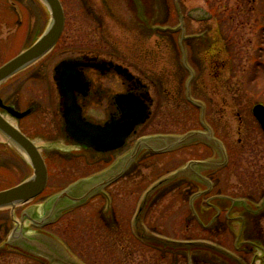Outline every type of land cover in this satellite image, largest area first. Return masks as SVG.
Returning a JSON list of instances; mask_svg holds the SVG:
<instances>
[{
	"label": "rangeland",
	"instance_id": "rangeland-1",
	"mask_svg": "<svg viewBox=\"0 0 264 264\" xmlns=\"http://www.w3.org/2000/svg\"><path fill=\"white\" fill-rule=\"evenodd\" d=\"M60 1L67 23L61 39L47 59L14 75L4 85L17 77L25 78L32 67L42 66L50 73L54 62L62 57L82 49L96 50L129 61L132 72L150 80L153 109L158 116L139 127L138 134L132 135L122 149L110 154L91 153L53 128L58 114L53 81H19L21 94L42 104L38 115L44 125L27 132L39 145L49 173L47 187L29 204L42 207L43 199L72 181L109 166L130 150L141 134H182L200 128L199 106L183 95L185 78H192L194 69L193 97L208 101L204 120L212 125L214 135L223 139L228 153L223 191L246 201L251 210L244 211L243 229H224V214L214 226L203 229L187 203L189 182L181 178L157 189L142 207V191L160 175L188 159L211 153L206 149L201 154L203 145H186L163 155L142 150L136 165L107 185L105 193H94L52 225L35 227L25 213L23 222L28 231L62 243L82 264H146L154 251H146L133 239L132 224L141 228L144 224L148 230L142 231L154 239L162 234L199 240L170 253L173 264H264V133L252 114L255 104H264V0ZM196 9L208 11L212 18L198 17L197 21L192 17ZM49 19L43 0H0V65L34 41ZM46 118L53 121L49 128ZM20 158L19 171L11 176L5 173L0 189L32 174L25 155L21 153ZM214 204L224 209L228 203L218 198ZM200 205L198 214L206 222L215 209ZM23 207L14 213L11 207L0 208V244L7 240L14 224L21 222ZM237 211L240 207L234 209ZM239 232L241 243H235ZM3 257L0 261L5 264H27L13 255L6 258L7 262Z\"/></svg>",
	"mask_w": 264,
	"mask_h": 264
},
{
	"label": "water",
	"instance_id": "water-1",
	"mask_svg": "<svg viewBox=\"0 0 264 264\" xmlns=\"http://www.w3.org/2000/svg\"><path fill=\"white\" fill-rule=\"evenodd\" d=\"M43 1L50 12V20L47 27L30 46L0 66V82L42 57L58 40L64 25V12L61 2L60 0ZM59 79L58 88L62 96L67 132L70 138L80 145L97 151L115 150L124 144L134 127L143 123L148 117L146 103L137 97H128L123 99L121 103L124 113L122 119L107 123L105 126L88 122L82 117L81 108L77 104L74 94V91L80 88L84 78L77 74L70 65H65L61 68ZM26 113L15 112L18 117ZM253 114L264 131V105L256 104L253 107ZM0 130L20 147L33 168L31 176L10 188L0 190V208L10 206L13 209L17 204L28 202L43 191L47 184L48 172L37 146L17 128L9 124L1 115ZM196 134L198 133L188 132L183 136L171 138L169 142H165L166 146L164 149L186 143ZM149 141V138L138 140L134 148L108 170L89 178L78 180L49 198L42 206L43 214L41 216L34 217L32 215V207L25 210L21 217V222L12 229L6 242L20 246L30 253L49 260L53 264H80L53 238L42 233H27L23 227L24 214L27 213L28 218L38 226L52 222L62 210L82 203L90 195L100 191L103 186L119 177L135 159L140 149L150 146ZM180 172L155 183L145 193L142 205L154 189L171 180ZM142 230V228L137 226L138 234L146 240H154L175 247L192 245L189 242H174L162 238L154 239Z\"/></svg>",
	"mask_w": 264,
	"mask_h": 264
},
{
	"label": "flooded vegetation",
	"instance_id": "flooded-vegetation-1",
	"mask_svg": "<svg viewBox=\"0 0 264 264\" xmlns=\"http://www.w3.org/2000/svg\"><path fill=\"white\" fill-rule=\"evenodd\" d=\"M66 24L67 23L65 18L64 29ZM64 29L62 34L64 33ZM52 49L38 61L17 72L16 74L28 70L31 66L44 59L46 56L47 57L45 59H47L50 52H52ZM216 53L217 52H214L211 55H215ZM192 58L195 60L194 56ZM65 65H70L77 74L84 78V81H82L80 88L78 90H75L74 94L76 97V102L81 108L82 116L86 120L95 124H99L100 126H105V124L107 123H111L117 119H122L124 117V113L121 103L123 102V99L128 97H137L146 102V104L148 105L149 113V117L146 122L151 120V118H155V116H158L157 112H154L153 109L154 102L152 100V95L149 89L150 83L148 82L150 80L144 79L140 75L138 76L137 73L132 72L133 65L129 61H125L123 58L116 55H102L99 51L91 49L78 50L77 54L73 56H65L55 61L53 66L51 67L50 73H48L47 68H43L42 66L36 67L35 70L34 67H32L28 75H26L23 79L21 77H17L4 85L3 82H6V80H9L14 75H16L14 74L13 76L2 81L0 83V115L9 124L21 130L28 137H31L28 132L32 133L33 130L36 129L37 125H44V122L39 118L40 116L38 115L42 104L31 96L27 98L24 97L20 91V86L22 84H20L19 81H27L30 79H35L37 81H53L54 89L57 93L56 108L58 112V114H55V125H53V128L63 135L67 136V125L62 112V98L58 89L61 68ZM143 96H145V98ZM204 101L208 103L207 100ZM49 102L50 106L53 107L54 104H52L50 95ZM15 112L27 113L21 117H18ZM205 114L207 115L206 110ZM47 121L49 120L47 119ZM207 123L210 125L212 129V131L210 130V132L213 134L214 130L212 128V125L209 122ZM52 124L53 121H49L46 123V126L49 128V126H51ZM142 125L137 126L132 135L138 134V129ZM195 130L207 133V129H205L204 126H201L200 128ZM162 134L171 135L174 133L163 132ZM142 135L146 134H141V136ZM67 139L70 138L67 137ZM188 145L190 148L194 146L199 147V145L205 146V148L200 151L201 154L204 151L211 150L210 154H207L203 157L191 158V160H215V163L217 164V166L215 167H212L211 165H198L197 163L192 164L190 176L180 177L181 180L189 182L188 188H190V191L188 194L192 195L193 193L201 192L202 194L199 198L204 197L202 205L205 206H210L211 203H213V199L210 200V198H224V201H227L228 203L224 208V229L231 230L236 228V226H238L239 228L242 226L244 227L245 209L243 203L239 201L241 198L232 196V198L230 199V195L226 194V191H223V188L224 190L226 189L223 182L224 171L225 169L227 170L229 164L224 165V160L221 157L220 151L215 146L210 145L209 142H206L202 139H195L192 142L188 143ZM83 149L86 151H90L91 153L101 154L100 152L92 151L91 149ZM170 151L173 150H168L166 152L164 151L161 152V154H167ZM147 152L152 153L153 151L147 149ZM107 153L110 154L111 152ZM140 157L138 159H140ZM20 160V152L16 145L11 141H8L6 136L0 131V178H2L5 173L7 174V176L15 175V172L19 171ZM134 165L136 164H133L129 168V170ZM208 184L211 185L210 189L208 188ZM215 189H217L216 192H213ZM238 207H240V212L237 211V213H235L234 209ZM219 219L220 217L215 219L211 223L210 227L219 222ZM235 223H237V225H235Z\"/></svg>",
	"mask_w": 264,
	"mask_h": 264
},
{
	"label": "trees",
	"instance_id": "trees-1",
	"mask_svg": "<svg viewBox=\"0 0 264 264\" xmlns=\"http://www.w3.org/2000/svg\"><path fill=\"white\" fill-rule=\"evenodd\" d=\"M131 234L133 236V239L136 240L138 244L140 243L141 246L146 247V251H154V254L148 257L146 264H161V262H166V264H173V260H171L168 255H170V253H174V251L176 250H179V247L150 243L139 239L133 231L131 232ZM10 255L16 256V258L18 259H23L24 261H26L27 264H47L42 259L25 253L24 251L18 248L9 246L0 248V257L4 256L3 260L10 257ZM7 260L8 259H6V262ZM0 264L5 263L0 261Z\"/></svg>",
	"mask_w": 264,
	"mask_h": 264
}]
</instances>
